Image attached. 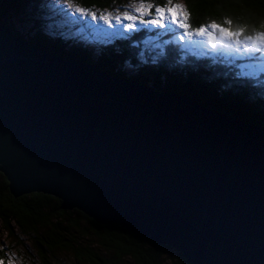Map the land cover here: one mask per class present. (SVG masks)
I'll use <instances>...</instances> for the list:
<instances>
[{"label": "water", "instance_id": "95a60500", "mask_svg": "<svg viewBox=\"0 0 264 264\" xmlns=\"http://www.w3.org/2000/svg\"><path fill=\"white\" fill-rule=\"evenodd\" d=\"M3 0H0V3ZM0 173L191 264H264V128L35 48L0 23Z\"/></svg>", "mask_w": 264, "mask_h": 264}, {"label": "trees", "instance_id": "16d2710c", "mask_svg": "<svg viewBox=\"0 0 264 264\" xmlns=\"http://www.w3.org/2000/svg\"><path fill=\"white\" fill-rule=\"evenodd\" d=\"M119 1L71 0L88 9H103ZM182 1L190 30L212 23L241 40L264 36V0ZM39 6V0H3L0 23L37 49L95 63L112 76L184 94L204 107L264 128V74L243 73L232 56L227 60L215 53L188 50L171 35L158 39L157 47H147L146 35L155 34L147 28L114 37L112 43L83 45L54 27L48 29L45 9ZM9 19H16L24 31L15 30ZM60 205V199L40 192L15 199L0 173V239L4 233L14 241L5 247L27 253L28 264H63L60 256L65 252L78 264H191L176 248L116 223H97L77 209L64 210ZM4 248L0 246V261Z\"/></svg>", "mask_w": 264, "mask_h": 264}, {"label": "rangeland", "instance_id": "374dc122", "mask_svg": "<svg viewBox=\"0 0 264 264\" xmlns=\"http://www.w3.org/2000/svg\"><path fill=\"white\" fill-rule=\"evenodd\" d=\"M48 19V29L54 27L64 37L87 44L112 43L114 37H125L138 29L147 28L155 34H147L145 46L157 47L158 39L171 35L184 48L197 52H211L233 61L243 73L264 74V36L241 40L238 34L215 27L209 23L198 30H190L184 20L182 0H120L110 7L84 8L71 0H39ZM15 30L24 31L16 19H9ZM230 62V61H229ZM14 242L6 234L1 235L0 246ZM11 246V245H10ZM0 264H28L19 248H4ZM32 254H30V257ZM63 264H78L70 253L60 256ZM33 259V258H32Z\"/></svg>", "mask_w": 264, "mask_h": 264}]
</instances>
